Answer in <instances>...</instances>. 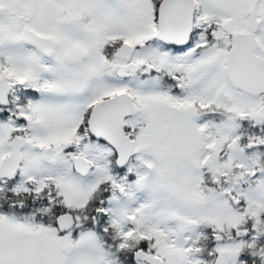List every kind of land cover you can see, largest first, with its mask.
<instances>
[{
	"label": "snow or ice",
	"instance_id": "6c2138e0",
	"mask_svg": "<svg viewBox=\"0 0 264 264\" xmlns=\"http://www.w3.org/2000/svg\"><path fill=\"white\" fill-rule=\"evenodd\" d=\"M0 264H264V0H0Z\"/></svg>",
	"mask_w": 264,
	"mask_h": 264
}]
</instances>
